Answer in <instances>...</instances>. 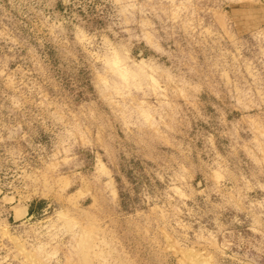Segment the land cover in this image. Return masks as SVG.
<instances>
[{
  "label": "rangeland",
  "instance_id": "rangeland-1",
  "mask_svg": "<svg viewBox=\"0 0 264 264\" xmlns=\"http://www.w3.org/2000/svg\"><path fill=\"white\" fill-rule=\"evenodd\" d=\"M0 264H264V0H0Z\"/></svg>",
  "mask_w": 264,
  "mask_h": 264
},
{
  "label": "crops",
  "instance_id": "crops-1",
  "mask_svg": "<svg viewBox=\"0 0 264 264\" xmlns=\"http://www.w3.org/2000/svg\"><path fill=\"white\" fill-rule=\"evenodd\" d=\"M17 208H20V207H17ZM17 208L15 207V209H14V215H16V209ZM36 209H38L37 208V204L36 205L30 204V205L26 206L25 208L21 207V211L20 212H21L22 215H20L16 220H21L26 215L32 216Z\"/></svg>",
  "mask_w": 264,
  "mask_h": 264
}]
</instances>
